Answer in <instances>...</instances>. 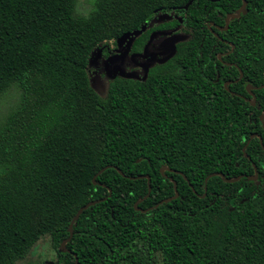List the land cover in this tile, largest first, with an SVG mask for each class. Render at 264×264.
<instances>
[{"label": "trees", "instance_id": "16d2710c", "mask_svg": "<svg viewBox=\"0 0 264 264\" xmlns=\"http://www.w3.org/2000/svg\"><path fill=\"white\" fill-rule=\"evenodd\" d=\"M191 1L92 0L84 15L78 0H0V98L20 92L0 119V264L25 259L46 236L57 264L75 255L78 264H264V88L255 105L247 92L264 85V0H246L248 13L217 31L235 44L223 59L238 66L219 65L218 82L204 67L232 47L214 49L205 22L225 27L243 0L185 10ZM164 14L173 18L158 21ZM175 15L192 31L178 33L176 53L143 79L110 78L101 93L93 54L118 53L127 34L141 51L151 25L168 30ZM241 73L229 88L250 101L223 86ZM214 173L241 179L206 185ZM174 182L179 197L156 207L175 196ZM98 200L60 253L77 212Z\"/></svg>", "mask_w": 264, "mask_h": 264}, {"label": "flooded vegetation", "instance_id": "af4514ba", "mask_svg": "<svg viewBox=\"0 0 264 264\" xmlns=\"http://www.w3.org/2000/svg\"><path fill=\"white\" fill-rule=\"evenodd\" d=\"M209 1L218 2V1H213V0H209ZM175 17H176V19H178L179 24L175 27H170V28H168V30H165V31L157 30L156 24L153 23L151 25L152 31H151V34L149 36L150 38L148 39L147 43L145 44V46L142 48L141 51L136 50L135 40H133L132 42L130 40V41H127V43L124 45L125 51H120V54L112 53L111 55H108L107 62H112V61H118L119 62L120 61L122 63V67H120L118 65L114 66L113 74L110 76V78L113 79V78H116L118 75H121V76H127V77L132 76L135 78L139 77L140 79H143L145 77V75L147 74V71L149 70V68L151 67L152 64H154L156 62H160V61L168 58L170 56L171 52L166 53L167 52V44L169 42H171V43L174 42L176 45L181 40H184L183 37L185 35H189L188 32H192L191 30L185 29L186 27L184 26L182 19L178 15H175ZM226 17H225V20H226ZM158 19L159 18H157V20ZM231 20H233V19H231ZM205 26L210 31V33L212 35H214V37L219 40V44L218 45L216 44L214 46V49H216V47H222L221 43H225L228 46L232 47V50L230 52L218 53L217 63L215 62L214 67H212L211 65H210V67H209V65L204 67V70L206 71V74H204L205 78L208 80H213L215 82H218L220 79L219 65L223 66V67L227 66L228 68H233V67L238 68V66L235 63L225 61L223 59L224 57L229 56L232 51H234L235 44L232 41H229L228 39H225L224 37H221V35H219L218 32L222 33V32L228 31V29L226 31H224L226 26L225 27L218 26L217 24H215L211 21H206ZM213 27H214V29H213ZM178 33H185V35L178 36ZM108 66H109V63H107V67ZM143 74H144V77H143ZM215 76H216V80H214ZM240 77H241V75H240ZM240 77L237 79L234 78L232 80L226 81L223 84V86L227 92L231 93V95L241 97L243 99H246L247 101H250V99L233 92L229 88L231 85L239 82ZM257 89L258 88H255L251 91L253 96L247 90V92L249 93V96L251 98H256L253 91L257 90Z\"/></svg>", "mask_w": 264, "mask_h": 264}, {"label": "rangeland", "instance_id": "374dc122", "mask_svg": "<svg viewBox=\"0 0 264 264\" xmlns=\"http://www.w3.org/2000/svg\"><path fill=\"white\" fill-rule=\"evenodd\" d=\"M92 0H78L79 11L86 15L91 9ZM119 51H125V47L117 48ZM107 63L109 66L107 67ZM121 66L119 61L107 62L103 53L97 50L91 59V74L96 82V87L101 93H105L108 88L110 76L113 74L114 66ZM20 92L14 87L0 98V119L6 115L19 100ZM58 255L51 246L50 237L46 236L30 251L25 259L16 264H57Z\"/></svg>", "mask_w": 264, "mask_h": 264}, {"label": "water", "instance_id": "95a60500", "mask_svg": "<svg viewBox=\"0 0 264 264\" xmlns=\"http://www.w3.org/2000/svg\"><path fill=\"white\" fill-rule=\"evenodd\" d=\"M213 1H219V0H213ZM192 2H193V0H192L188 5H186L184 9L187 10V9L189 8V6L192 4ZM247 5H248V4H247V1L244 0V1H243V5H242V7L238 10L237 13H235V14H229V15L226 17V28L224 29V31H226V30L228 29V27H229V23H230L231 19H239V18L242 16V14H247V13H248V11H247V9H246V8H247ZM158 18H159L158 21H160V22H164V21H167V20H171L173 17H172L171 15L164 14V15L158 17ZM145 28H146V27L143 28V31L145 30ZM131 36H132V35L127 34V35H125L124 37H122V38L118 41L119 47L121 48L122 46H124V45L127 43V41H130ZM131 41H132V39H131ZM171 44H172V45H171ZM170 46H171V47H170ZM124 47H125V46H124ZM170 52H171L170 56H169L168 58H166V59L160 61L159 63H164L165 61H167L169 58H171V57L176 53V45H175L174 42H173V43L169 42V43L167 44V52H166V53H170ZM119 53H120V51H119ZM117 62H118V61H117ZM120 67H121V66H120ZM147 73H148V71H147ZM128 77H129V78H133L132 76H128ZM242 78H243V73H241L240 80H241ZM263 88H264V86H263V87H260V88H258V89H263ZM253 89H255V88H253L251 85H248L247 90H248L251 94H252L251 91H252ZM252 96H253V94H252ZM252 103L255 105V103H256V98H254V100L252 101ZM261 121H262V123L264 124V116L261 117ZM255 137H256V135L251 136L250 140L248 141V143H247V145L245 146V148L243 149V151L246 150L248 144H249V143L252 141V139H254ZM254 166H255V165H254ZM105 170H106V169L101 170V171L99 172L98 175H100L101 173H103ZM165 171H168V172H170V173H174V174H177V175H182V176L187 180V177H186L184 174L180 173V172H177V171H174V170H171V169H168V168H164V169L161 170V173L163 174ZM119 172H120L121 174H123L121 171H119ZM98 175H97V176H98ZM97 176L94 178V184H95V185L97 184V182H96V178H97ZM216 176H221V177H222L226 182H228V183H234V182H237V181H239V180L241 179V178H237V179H235V180H230V179H227V178H226L223 174H221V173H214V174H211L210 176H208V178H207V180H206V185H207L208 180H209L211 177H216ZM139 178H140V179H145V178L148 179L149 192H148V196H147V197H149V195H150V193H151V189H152V188H151V179H150L149 177H147V176H141V177H139ZM258 178H259V173H258V169H257V167L255 166V175L249 177L248 179L251 180L252 182H255V181L258 180ZM136 179H137V178H136ZM174 188H175V196H174V197H171V198H169V199L164 200L163 202L159 203L156 207H158L159 205H162L163 203H167V202L173 201V200H175V199H177V198L179 197V193H178V191H177V185H176L175 182H174ZM206 190H207V188H206ZM101 201H104V200L92 201V202L88 203L87 205H85L84 207H82V208L77 212V214H76L75 217L73 218V220H72V222H71V224H70V227H69L70 237H69L67 240H64V241L61 243V246H60V249H59L60 253H62V254L70 253V251H69L68 248H67V243H69V242L72 240L73 236H74V225H75V223L79 220L80 216L83 214L84 211H86L88 208H90V207L96 205L97 203H99V202H101ZM141 202H142V201H139V202H137V203L135 204V209H136V211H141V212H143V213H146L148 210H141V209H139V207H138L139 204H140ZM75 257H76V262H75V264H78L79 260H78V258H77L76 255H75Z\"/></svg>", "mask_w": 264, "mask_h": 264}]
</instances>
